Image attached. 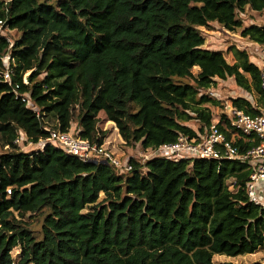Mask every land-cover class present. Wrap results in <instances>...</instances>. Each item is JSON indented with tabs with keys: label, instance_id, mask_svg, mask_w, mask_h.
<instances>
[{
	"label": "trees",
	"instance_id": "16d2710c",
	"mask_svg": "<svg viewBox=\"0 0 264 264\" xmlns=\"http://www.w3.org/2000/svg\"><path fill=\"white\" fill-rule=\"evenodd\" d=\"M247 9L263 13L264 0H0L3 29L18 32L13 41L0 33V75L10 54L13 79L0 81V264H216V254L264 251L247 161L132 158L121 173L51 143L25 152L16 141L23 132L37 144L60 129L100 145L101 111L125 144L143 149L199 137L215 120L208 104H220L206 91L216 78L233 77L259 107L232 103L262 113L249 51L231 45V62L203 47L201 27L212 22L264 46V24L240 17ZM229 122L226 113L216 121L228 138ZM235 143L250 145L241 134Z\"/></svg>",
	"mask_w": 264,
	"mask_h": 264
},
{
	"label": "built area",
	"instance_id": "2783aa9c",
	"mask_svg": "<svg viewBox=\"0 0 264 264\" xmlns=\"http://www.w3.org/2000/svg\"><path fill=\"white\" fill-rule=\"evenodd\" d=\"M3 30V22L0 21V33L3 34ZM259 46L263 50L262 57L258 61V66L261 70L262 87L264 89V46ZM3 59L7 67L3 74L0 75V81L3 80L11 83L13 79L10 54L5 55ZM28 81V77H25L24 83H28ZM23 96L26 97L25 99L29 98L28 94H24ZM27 101L30 105L31 100L27 99ZM252 104L255 107H259L257 100H252ZM223 106L222 113H226L230 119L229 123L232 130L230 138L219 128L216 122H213L207 133L200 134L199 137L181 134L175 142L162 144L155 149H143L145 151L144 154H148L150 158L163 157L172 160L207 158L247 161L251 174L245 185L246 193L251 201L262 205L264 208V108H262V113L254 115L235 106L232 102H227ZM239 134L246 137L250 142V145L244 149H241L235 143L236 136ZM20 138L16 141L19 142ZM43 142L60 146L68 153L78 156L83 161L105 160L111 162L121 173L131 171L133 168V164L131 163L132 158L123 161L121 155L106 140L99 145L71 131L56 129L52 130L50 136L43 140ZM30 144L34 145L32 142Z\"/></svg>",
	"mask_w": 264,
	"mask_h": 264
},
{
	"label": "rangeland",
	"instance_id": "374dc122",
	"mask_svg": "<svg viewBox=\"0 0 264 264\" xmlns=\"http://www.w3.org/2000/svg\"><path fill=\"white\" fill-rule=\"evenodd\" d=\"M240 17L244 20V25L246 26L251 24H264V12L257 13L255 11L247 9L245 12L240 13ZM201 29L206 39V42L203 47L211 50H222L225 53L227 59L231 62L234 60L233 54L228 51V48L231 45H236L241 49H246L247 51H249L252 60L257 59V61H259L262 57V47L256 44L255 42L251 41L249 38L244 37L241 34V28H238L236 31L233 32L224 29L220 24L216 22H212L209 27H201ZM2 32L8 38H10L11 41H13L16 36H18L17 31L8 28H5ZM193 70L195 73H197L199 71V68L195 67ZM206 91L209 95L220 101V104L217 106L208 104V106H211L213 110L215 117L214 122H216L218 118H220L222 114V109L224 108L223 105L227 102H232V98L245 97L251 101L257 100L255 95L239 87L233 77H228L225 80L216 78L215 83ZM100 117V127L103 130H106L108 133L106 141L110 142V144L115 148L118 154L121 155L123 161H127L130 158H135L144 162L145 160L150 159V156L148 154H144L145 151L143 150V148H141L138 143L134 145L125 144L122 136L119 133L118 128H116L115 124L112 121L106 119V116L103 111L100 112ZM188 124L196 130H198L199 128V125L195 120L188 122ZM72 127L77 128V123H72ZM20 135L21 138L19 139L18 144L20 145V148L25 152H31L34 150L42 149V147L46 144L42 140L40 141L41 143L32 145L30 144V142H26V138L24 136L25 134L23 132H21ZM4 150L5 148L0 143V154ZM230 189L235 190L233 184L230 185ZM103 197L104 194L101 193V198ZM32 218L33 216L26 217L28 221ZM13 253L15 259H18L20 253L19 248H15ZM213 259L216 264H219L221 262H230L232 264H255L256 262H259L264 264V251L259 250L255 253L238 255L234 257L228 256L226 254H216L214 255Z\"/></svg>",
	"mask_w": 264,
	"mask_h": 264
},
{
	"label": "crops",
	"instance_id": "0c3cea01",
	"mask_svg": "<svg viewBox=\"0 0 264 264\" xmlns=\"http://www.w3.org/2000/svg\"><path fill=\"white\" fill-rule=\"evenodd\" d=\"M257 44V43H256ZM259 45V44H258ZM252 60V59H251ZM254 63H256L257 65L259 64L258 63V61H257V59H255V60H252ZM232 62H234V60L232 61Z\"/></svg>",
	"mask_w": 264,
	"mask_h": 264
}]
</instances>
